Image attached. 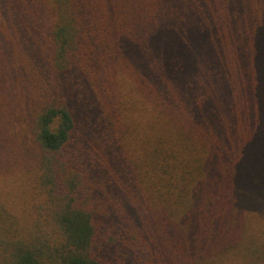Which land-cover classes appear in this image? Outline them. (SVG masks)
I'll return each mask as SVG.
<instances>
[{"label": "trees", "instance_id": "obj_1", "mask_svg": "<svg viewBox=\"0 0 264 264\" xmlns=\"http://www.w3.org/2000/svg\"><path fill=\"white\" fill-rule=\"evenodd\" d=\"M262 191L264 0H0V264H174Z\"/></svg>", "mask_w": 264, "mask_h": 264}, {"label": "rangeland", "instance_id": "obj_2", "mask_svg": "<svg viewBox=\"0 0 264 264\" xmlns=\"http://www.w3.org/2000/svg\"><path fill=\"white\" fill-rule=\"evenodd\" d=\"M259 195V201L255 204H248L246 208L233 207L231 218L225 215L227 220L221 219V225L225 226L219 232L218 246L203 245L207 249H202L199 245L191 251H185V247L181 246L177 253L179 257L174 256V264H264V191ZM212 226L218 228V222H213ZM158 251L160 254L157 252L156 262L171 264L163 248ZM190 255H198L200 261L196 263L189 258ZM133 259L127 257L125 264H134Z\"/></svg>", "mask_w": 264, "mask_h": 264}]
</instances>
